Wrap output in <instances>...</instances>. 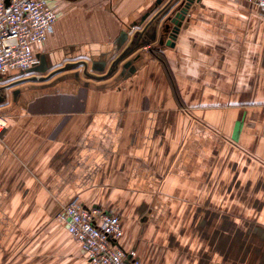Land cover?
Wrapping results in <instances>:
<instances>
[{"label":"crops","instance_id":"obj_1","mask_svg":"<svg viewBox=\"0 0 264 264\" xmlns=\"http://www.w3.org/2000/svg\"><path fill=\"white\" fill-rule=\"evenodd\" d=\"M46 1L57 19L36 63L0 77L56 71L1 111L0 196L32 174L54 194L79 181L85 205L121 215L140 264H264V10L193 0L170 42L152 20L165 1ZM151 20L155 38L135 40Z\"/></svg>","mask_w":264,"mask_h":264},{"label":"rangeland","instance_id":"obj_2","mask_svg":"<svg viewBox=\"0 0 264 264\" xmlns=\"http://www.w3.org/2000/svg\"><path fill=\"white\" fill-rule=\"evenodd\" d=\"M54 73L45 75L39 80L56 75ZM104 75L110 77L112 73ZM29 80L30 77H24L10 83L7 81L0 83V96L3 98L0 101V117L5 120V125H7L4 117L6 114L1 112L2 109L17 108L12 106L11 90ZM15 160L17 178L21 169H26L28 175L34 172L29 171V163L25 158L17 157ZM95 183L97 186V182ZM14 184L16 186L14 197L0 196V264H90L84 256L81 243L70 233L67 225L58 215L71 198L78 197L81 200V188L77 190L79 181H63L60 184L62 191L58 194H54L53 191L56 182L44 180L38 174H32V181L16 179ZM25 190H29L30 194L25 193ZM42 190L45 195H39ZM223 199L224 202L230 200ZM113 213L119 216L121 237H123L121 215L117 211ZM170 215L172 214L168 217ZM184 215L187 216V220L190 219V214ZM136 254L138 256L137 252Z\"/></svg>","mask_w":264,"mask_h":264},{"label":"built area","instance_id":"obj_3","mask_svg":"<svg viewBox=\"0 0 264 264\" xmlns=\"http://www.w3.org/2000/svg\"><path fill=\"white\" fill-rule=\"evenodd\" d=\"M264 10V0H247ZM57 15L46 0H0V77L27 70L36 63L33 46L47 40ZM5 120L0 117V132ZM81 243L90 264H139L134 249L120 244L119 216L71 198L58 212Z\"/></svg>","mask_w":264,"mask_h":264},{"label":"water","instance_id":"obj_4","mask_svg":"<svg viewBox=\"0 0 264 264\" xmlns=\"http://www.w3.org/2000/svg\"><path fill=\"white\" fill-rule=\"evenodd\" d=\"M165 1V3L160 7V9L156 12V14L153 16L152 20H155L157 17L161 16L160 18H163V22L161 23V30H160V41L163 40V36L168 32V40L167 41H173L174 36L176 34V32L179 29V26L181 25L187 10H188V6L189 3L192 2L193 0H156L155 3V8H157L158 6H160L162 4V2ZM153 9V10H154ZM153 10H151L149 13H151ZM147 13L146 16L149 14ZM142 18V21L139 23V25L142 24L143 20L145 19V17ZM165 17V18H164ZM148 22L147 24H145L143 26V28L141 29V31L136 33V38L135 40H139L142 38H150V39H154L155 35H156V29L154 28L152 30V32L149 34L148 33V29L151 26V22ZM157 23H160V19H158ZM71 66H68V68H70ZM134 69L130 68V69H124L122 71V73H124L125 75L131 73ZM114 71V68H111L110 70H108V74H111ZM32 80H37L40 78L37 77H33L31 78ZM3 98L0 96V100H2Z\"/></svg>","mask_w":264,"mask_h":264},{"label":"bare ground","instance_id":"obj_5","mask_svg":"<svg viewBox=\"0 0 264 264\" xmlns=\"http://www.w3.org/2000/svg\"><path fill=\"white\" fill-rule=\"evenodd\" d=\"M190 3H191V2H190ZM190 3H189V4H190Z\"/></svg>","mask_w":264,"mask_h":264}]
</instances>
